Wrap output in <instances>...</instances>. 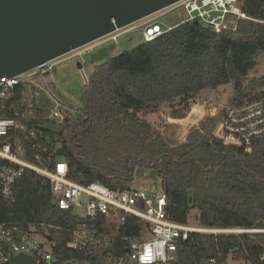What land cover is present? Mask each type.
I'll return each mask as SVG.
<instances>
[{"label":"trees","instance_id":"16d2710c","mask_svg":"<svg viewBox=\"0 0 264 264\" xmlns=\"http://www.w3.org/2000/svg\"><path fill=\"white\" fill-rule=\"evenodd\" d=\"M244 11L249 18L240 20L235 32L217 33L201 21H186L95 66L83 90L81 113L71 116L63 133L69 176L117 189L134 183L138 171L155 170L174 221L187 223L194 203L200 226L264 229V136L250 151L214 136L226 107L264 97V75L249 77L256 55L264 52V0H245ZM229 83L233 94L227 106L189 129L197 121L185 118L191 100ZM163 105L171 108L172 121L185 119L189 130L177 144L168 143L145 117ZM196 108L193 113L199 114ZM0 221L60 226L52 230L54 255L77 264H101L110 254H121L125 237L144 225L130 218L112 246L73 251L67 247L68 229L78 220L56 205L49 181L32 171L16 181L11 196L0 193ZM219 253L225 263L231 258L264 264V232H194L180 243L173 264H208L205 260Z\"/></svg>","mask_w":264,"mask_h":264},{"label":"built area","instance_id":"2783aa9c","mask_svg":"<svg viewBox=\"0 0 264 264\" xmlns=\"http://www.w3.org/2000/svg\"><path fill=\"white\" fill-rule=\"evenodd\" d=\"M244 1L179 0L153 13L152 19L156 20L140 24L139 36L143 42L152 41L191 20L201 21L217 33L235 32L240 20L249 18L244 11ZM175 7L182 8L187 16L180 23L163 28L158 19ZM135 28L138 27L131 29ZM119 30L106 36L116 40ZM76 55L81 58V52ZM53 60L24 73L0 78L1 194L11 196L14 184L26 171L46 178L56 205L78 220L75 228L68 229L72 239L67 243L69 249L78 252L90 253L97 248L110 247L130 218L142 220L144 225L138 233L125 237L122 242L124 251L117 256L110 254L101 264H173L180 243L194 232L215 235L264 232L263 228H207L176 222L167 211L168 198L163 189L148 192L134 183L127 188L112 189L100 181L85 184L73 180L69 176L68 161L61 152L63 134L40 129L46 124L65 128L74 115L70 106L50 88L54 81ZM81 61L88 83L85 59ZM214 136L225 144L245 146L250 151L253 141L264 136V97L240 107H226ZM60 229L47 222L0 221V264H13L12 257L22 253L36 259L38 264H77L54 255L56 243L52 230ZM221 257L219 253L205 261L228 264L221 261Z\"/></svg>","mask_w":264,"mask_h":264},{"label":"water","instance_id":"95a60500","mask_svg":"<svg viewBox=\"0 0 264 264\" xmlns=\"http://www.w3.org/2000/svg\"><path fill=\"white\" fill-rule=\"evenodd\" d=\"M177 1L0 0V78L24 73ZM77 66L83 71L80 60ZM40 129L59 135L65 130L64 126L53 124ZM136 176L158 181L155 170H140ZM11 260L13 264H38L23 253Z\"/></svg>","mask_w":264,"mask_h":264},{"label":"rangeland","instance_id":"374dc122","mask_svg":"<svg viewBox=\"0 0 264 264\" xmlns=\"http://www.w3.org/2000/svg\"><path fill=\"white\" fill-rule=\"evenodd\" d=\"M187 15L182 8H171L159 18V23L163 28L169 25H176L182 21ZM153 16H147L134 24H130L121 28L118 33L120 35L116 40L111 39L109 36H103L88 44H85L73 52L62 55L52 61L53 67L51 70L54 76V81L51 82L50 88L55 92V95L62 101L66 102L74 115L78 116L81 113L83 100V90L87 85L82 71L77 66V61L85 59L84 72L87 78L90 76L95 66L105 62L109 56H116L119 53L130 50L139 44L143 43V39L139 36L143 22L148 20L154 21ZM137 26L136 29H131ZM81 52V58L76 54ZM76 56V57H75ZM257 65L250 71L249 77H259L264 75V52L260 51L256 55ZM82 62V61H81ZM233 94V84L229 83L217 89H205L198 93L194 99L191 100L192 106L185 118L192 115L197 121L191 124L190 129L194 125L207 116L215 115L219 108L226 107L228 100ZM199 112L193 113V108ZM171 108L168 105L161 106L157 112L146 114V118L157 128L165 133L168 143L177 144L185 139L187 132L185 130V122L172 121ZM189 131V130H188ZM134 185L146 189L148 192H160L162 190L161 181L155 183L153 180L145 177H136ZM198 210L193 206L189 213L188 223L200 227L198 222ZM228 264H250L248 261H236L229 259Z\"/></svg>","mask_w":264,"mask_h":264},{"label":"crops","instance_id":"0c3cea01","mask_svg":"<svg viewBox=\"0 0 264 264\" xmlns=\"http://www.w3.org/2000/svg\"><path fill=\"white\" fill-rule=\"evenodd\" d=\"M183 120H185V119H183ZM183 120H180V121H183ZM189 132V131H188ZM188 132H187V134H188ZM186 137V136H185Z\"/></svg>","mask_w":264,"mask_h":264}]
</instances>
